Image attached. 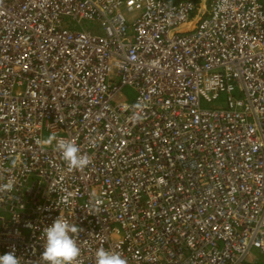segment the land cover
Wrapping results in <instances>:
<instances>
[{
	"label": "built area",
	"instance_id": "built-area-1",
	"mask_svg": "<svg viewBox=\"0 0 264 264\" xmlns=\"http://www.w3.org/2000/svg\"><path fill=\"white\" fill-rule=\"evenodd\" d=\"M57 217L76 264H264L262 0H0V255Z\"/></svg>",
	"mask_w": 264,
	"mask_h": 264
},
{
	"label": "clouds",
	"instance_id": "clouds-1",
	"mask_svg": "<svg viewBox=\"0 0 264 264\" xmlns=\"http://www.w3.org/2000/svg\"><path fill=\"white\" fill-rule=\"evenodd\" d=\"M53 138L44 141L47 146ZM57 148L61 152L63 160L72 169L85 167L89 160L79 153L78 147L68 141H58ZM78 227L67 220L57 217L43 230L44 243L41 259L43 264H76L80 255L74 234ZM0 264H20L15 252H7L0 255ZM96 264H127L119 253H113L103 248L96 251Z\"/></svg>",
	"mask_w": 264,
	"mask_h": 264
},
{
	"label": "rangeland",
	"instance_id": "rangeland-1",
	"mask_svg": "<svg viewBox=\"0 0 264 264\" xmlns=\"http://www.w3.org/2000/svg\"><path fill=\"white\" fill-rule=\"evenodd\" d=\"M264 2V0H262ZM124 92L129 94V96L133 97L134 95V92H133V89H131L130 87H126L124 88Z\"/></svg>",
	"mask_w": 264,
	"mask_h": 264
},
{
	"label": "trees",
	"instance_id": "trees-1",
	"mask_svg": "<svg viewBox=\"0 0 264 264\" xmlns=\"http://www.w3.org/2000/svg\"><path fill=\"white\" fill-rule=\"evenodd\" d=\"M194 1L199 2V1H201V0H194ZM249 264H251V263H249Z\"/></svg>",
	"mask_w": 264,
	"mask_h": 264
}]
</instances>
